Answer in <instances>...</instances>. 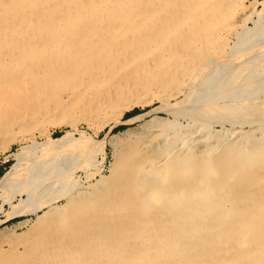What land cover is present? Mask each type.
<instances>
[{
	"label": "bare ground",
	"instance_id": "obj_1",
	"mask_svg": "<svg viewBox=\"0 0 264 264\" xmlns=\"http://www.w3.org/2000/svg\"><path fill=\"white\" fill-rule=\"evenodd\" d=\"M246 1L253 11L257 0H0L4 146L14 129L106 120L152 99L147 114L165 113L113 149L107 176L100 161L75 163L83 134L14 152L2 222H35L0 264H264V11L246 28ZM55 88L88 104L49 108Z\"/></svg>",
	"mask_w": 264,
	"mask_h": 264
},
{
	"label": "rangeland",
	"instance_id": "obj_2",
	"mask_svg": "<svg viewBox=\"0 0 264 264\" xmlns=\"http://www.w3.org/2000/svg\"><path fill=\"white\" fill-rule=\"evenodd\" d=\"M246 2H245L246 4L245 14H246L247 19L245 18L244 26L246 28H251L253 24L252 22L256 20V14L254 13L260 12L261 10L264 11V0H257V4L253 7V11L249 10L248 2L247 3ZM231 43H232V39H228L227 41L228 46L231 45ZM67 90L60 89V88H55V90L53 89L52 91L55 97H53L52 100L53 102L55 101V103L57 102V104L50 103L51 102L50 101L48 103L49 104L48 106L49 108H51V105L52 107L57 106L58 109H59L58 104L60 106H63V108L68 106V108L73 110L75 114H78L77 111L83 108L85 104L86 105L88 104L87 101L89 98L87 95L80 96L81 95L80 93L75 95L74 92H71L69 89ZM79 90H81V88ZM48 92H50V90ZM79 96H80V99H78ZM72 97L75 102H72L73 100H70ZM180 98H181L180 95L176 97H171L167 100V102L168 104H174V102L178 101ZM82 99L83 101L85 100V103L82 101ZM67 100H70V101H67ZM74 103L76 104V108H74L75 107ZM81 103L83 105H81ZM158 103L159 101L157 102L156 99H152L150 100V102L148 101L147 103H145L146 105L145 104L143 105L133 104L129 109H127L126 111L124 110V112H122L121 115L120 114L113 115V116L110 115L111 118H109V115H107L108 116L106 118L107 121L103 120V118L105 119L106 116L101 117L100 121L99 119L93 121L94 119L82 118L79 116L76 118L77 120H75L73 124L69 122H63L59 125L58 124L51 125V124L42 123V125H39L38 127L34 128L33 130H31V132L25 133V136H23V134L21 135L16 129H14L13 135L15 136H13V139L10 142H8L6 146H4L3 143H1L4 137L0 136V139L2 138L0 141V176L6 171H8L9 167L12 165L13 163L12 154L16 152L21 146L30 144L31 143L30 138H32V140L35 141L36 143L41 144L46 140L45 138L47 137L54 138V135H56L57 133H59L60 135L65 134V133H70L72 134L71 135L72 140L79 139V135L83 134L85 137V140L80 142L83 145L82 146L83 149L81 148L83 152L81 153L80 158L77 159L78 161H76L75 163H77V165L84 164V163L88 164V161H86L88 160V158L94 159L95 162L100 161V164H99L100 166H98L97 171L99 170L98 171L100 172L99 174H102L103 176H107L108 168L113 162V154H112L114 152L113 149L115 148L121 149L124 146L128 145L127 143L132 144L133 141L138 139V137L140 138L142 134H145L147 130L150 132H152V130L153 131L156 130V129H150V128L149 130L148 128H145L144 124L150 123L152 120L151 118H153L155 115L161 118L165 117V113L163 112L147 114V112H149L153 107L157 106ZM61 104H64V105H61ZM78 105H80L81 107ZM77 107H80V109ZM135 109H137L139 112L132 117L140 115V118L137 120L131 121V122H124V120H126L124 118L125 114L130 113ZM95 123H96V126L94 125ZM118 128L120 129L113 132L114 129H118ZM215 128L218 129L219 126H215ZM27 134L29 135L31 134V135L28 136ZM114 144H116V147H114ZM64 145H65V149H64L65 151L62 150V153L67 154L69 152V149L72 150L76 144L69 142V143H65ZM70 165H71V162L65 163V166H70ZM72 173L75 177L83 179V176H82L83 174L80 169L76 168L73 170ZM96 174L97 173H93L94 176L91 179L92 181L96 179L97 177ZM2 220H3V215H1L0 213V248L1 249L4 248L2 250H8L11 247H16L18 251H22L24 248V243L23 241H20V239L22 240V238L24 237L26 238V236L28 235L30 228L34 225L35 216H26V215L20 214V215H16L12 220H9L7 222H2ZM13 243L16 245H14Z\"/></svg>",
	"mask_w": 264,
	"mask_h": 264
},
{
	"label": "trees",
	"instance_id": "obj_3",
	"mask_svg": "<svg viewBox=\"0 0 264 264\" xmlns=\"http://www.w3.org/2000/svg\"><path fill=\"white\" fill-rule=\"evenodd\" d=\"M138 112H139V111H138L137 109H135V110H133L132 112L125 114V117H124V118L127 119V118H129V117H132V116L136 115ZM119 129H120V128H118V129H114L113 132H115L116 130H119ZM59 135H60V134L57 133L56 135H54V138L58 137Z\"/></svg>",
	"mask_w": 264,
	"mask_h": 264
}]
</instances>
